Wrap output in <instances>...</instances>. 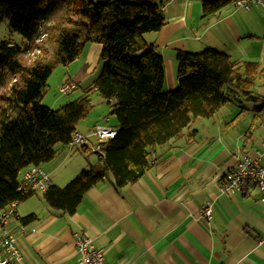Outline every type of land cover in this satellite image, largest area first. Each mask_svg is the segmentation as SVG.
<instances>
[{
    "label": "crops",
    "instance_id": "0c3cea01",
    "mask_svg": "<svg viewBox=\"0 0 264 264\" xmlns=\"http://www.w3.org/2000/svg\"><path fill=\"white\" fill-rule=\"evenodd\" d=\"M128 1L153 2L164 12L165 25L145 33L144 39L162 57L167 91L177 85L178 50L210 47L232 60L264 68V9L259 6L245 10L231 0L203 15L202 0ZM101 49L100 43L87 42L62 66L58 82L74 81L79 97L100 72ZM253 92L256 101L232 95L211 117L193 120L181 136L157 145L152 167L137 181L119 189L111 181L90 187L71 214L50 209L42 192L20 201L18 216L34 215L21 221V229L15 228L22 262L82 264L75 235L84 233L111 264H264V192L251 188L247 194L229 195L219 189L224 173L239 158H257L262 152L264 75L256 79ZM98 97L95 105H107ZM68 99L57 96L52 102L64 104ZM106 117L107 121L95 119L89 129L97 122L115 128L117 121ZM93 144L83 145L85 154L92 153ZM62 151L39 164L57 186L98 161V156L84 160L81 155L71 163L67 160L75 153ZM205 204L212 207L209 221L202 216Z\"/></svg>",
    "mask_w": 264,
    "mask_h": 264
},
{
    "label": "trees",
    "instance_id": "16d2710c",
    "mask_svg": "<svg viewBox=\"0 0 264 264\" xmlns=\"http://www.w3.org/2000/svg\"><path fill=\"white\" fill-rule=\"evenodd\" d=\"M230 1L202 0L203 15ZM5 17L11 33L0 41V211L30 195L17 190L22 171L50 161L55 144L71 141L93 108L94 92L115 117L116 133L100 151H91L98 156L95 164L64 186L51 184L42 192L54 211L73 213L98 182L111 181L119 189L137 181L152 167L154 148L181 136L193 120L211 117L232 95L256 101L253 86L264 75L259 64L232 60L217 49L178 50L177 85L165 90L162 57L144 39L166 23L162 8L153 2L0 0V21ZM42 21L51 52L41 43L44 38L35 42ZM13 32L22 37L20 43ZM87 42L102 45L97 77L79 97L58 108L44 105L52 71L73 61ZM36 49L43 57L30 58ZM33 218L30 214L20 221Z\"/></svg>",
    "mask_w": 264,
    "mask_h": 264
},
{
    "label": "built area",
    "instance_id": "2783aa9c",
    "mask_svg": "<svg viewBox=\"0 0 264 264\" xmlns=\"http://www.w3.org/2000/svg\"><path fill=\"white\" fill-rule=\"evenodd\" d=\"M233 3L236 7L245 10L253 6L264 9V0H234ZM43 24H45L44 21L41 22L39 27L41 35L35 38V42H39L45 36ZM75 88L76 83L74 81L65 80L59 84L58 90L60 93H69ZM115 133L116 129L105 122L95 124L91 130V135L95 137L96 141L90 146V150L100 151L104 146V142L112 138ZM87 136L89 135L76 133V136L68 144L72 147L85 145ZM261 148L262 152L259 157H241L224 173L219 185L221 192L229 195L235 192L247 194L251 188L264 192V138L261 140ZM51 184L49 175L44 169L39 165L30 164L22 171L17 190L25 196L34 193V191L43 192ZM18 203L17 200L13 201L0 211V264H24L17 246L15 233V228L21 229L23 227L16 209ZM202 216L205 220H210L212 217L210 204H205ZM75 248L82 264H111L105 262L103 251L93 245L92 239L87 234L75 235Z\"/></svg>",
    "mask_w": 264,
    "mask_h": 264
},
{
    "label": "rangeland",
    "instance_id": "374dc122",
    "mask_svg": "<svg viewBox=\"0 0 264 264\" xmlns=\"http://www.w3.org/2000/svg\"><path fill=\"white\" fill-rule=\"evenodd\" d=\"M92 1H98V0H92ZM125 1H128V0H125ZM45 24L42 25L43 28L45 27ZM10 33L11 32L9 31V28H8V18L5 17L3 20L0 21V41L3 40L4 38L8 37ZM12 36H13L15 42L20 43L22 41V37L18 33L13 32ZM41 43L46 44V47H47L49 52L52 51L53 45L51 43H47V40L45 37H44V41ZM38 54L43 57V53L40 52L38 49H36L34 52H31L29 54V57L33 59ZM62 66L63 65H58L50 74V76L47 80V87H46L47 93L42 99V103L48 107H51V108H58L60 105L63 104V103L62 104H53L52 100L55 97L59 96L60 98H62L61 101H65V99H68L70 97V100L69 99L68 100L71 101L72 99H75L81 93L80 89H74V90L70 91L69 93H60L59 92L58 87H59L60 83L58 81L61 78L60 74H62V68H63ZM91 98H92V102H93V108L90 110V112L86 115L85 118H83L81 121H79V123L77 124V127H76L77 130L75 132V135L72 138H74L76 136V133L77 134L78 133L83 134V135H89V136H87L85 142L95 143L96 139L93 135H91V130L89 129V126L92 124V122L95 119H98L100 121H104V120L108 119L106 116H108L109 118H112L111 123H114L116 119L113 115L108 114V112H109L108 104L107 105L106 104L101 105L100 103H97L95 105V103L99 99L98 95L92 94ZM64 103H66V102H64ZM97 123H103V122H97ZM78 146L79 145H75L73 148H71L72 146L69 144L57 143V144H55L54 149L56 150V156L63 155L64 154V151H62L63 149L73 151V153H75V154H72V156L69 157V159L67 160V161H71V163H73L75 161V159H77L81 155H83L81 157L84 160L89 158V157H90L89 159H92V160L97 158V155L94 152L90 153V151H89V152H87V154H85L83 151L82 153H80L81 152L80 150L77 151V149H75V147L78 148ZM78 154H80V155H78ZM73 156H75V157H73ZM34 193H37V192L34 191ZM31 194H33V193H31Z\"/></svg>",
    "mask_w": 264,
    "mask_h": 264
}]
</instances>
